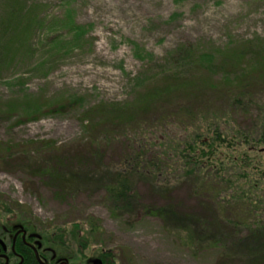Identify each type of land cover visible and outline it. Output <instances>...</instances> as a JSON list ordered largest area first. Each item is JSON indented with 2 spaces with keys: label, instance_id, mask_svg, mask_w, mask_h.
<instances>
[{
  "label": "rangeland",
  "instance_id": "1",
  "mask_svg": "<svg viewBox=\"0 0 264 264\" xmlns=\"http://www.w3.org/2000/svg\"><path fill=\"white\" fill-rule=\"evenodd\" d=\"M23 1L28 3L0 0V108L11 107L10 115L0 116V144L44 141L56 143L66 155L86 152L91 126L101 115L138 105L140 97L168 79L197 76L200 93L215 100L210 112L221 116L227 138L214 145L217 162L209 167L223 169V177L234 181L229 194L245 188L247 197L264 209V144L255 141L264 132V66H259L264 59V0ZM23 8V35L6 30L9 12ZM243 75L252 94L249 115L233 113L215 90L233 87ZM73 101L64 111L48 112ZM186 101L191 102L180 92L168 93L154 101L155 110ZM38 110L42 112L34 118ZM151 111L142 119L143 128H151L147 133L134 126L100 147L105 166L123 167L122 152L137 148L135 139L142 134L150 137L157 131ZM20 119L25 121L18 123ZM202 122L203 138L212 141V127ZM241 131L251 134L247 143ZM183 134L184 129L173 136ZM181 170L169 176L170 203L182 212L208 215L204 207L212 203L192 195ZM250 184L254 187L246 189ZM137 188L144 205L165 201L149 184ZM91 216L105 232L85 237V245L79 240ZM6 217L32 224L74 249L90 246L85 254L112 249L129 264H217L220 256L216 248L186 244L185 232H170L160 218L143 210L131 218L114 217L102 193L88 191L61 200L43 181L0 164V222Z\"/></svg>",
  "mask_w": 264,
  "mask_h": 264
},
{
  "label": "trees",
  "instance_id": "2",
  "mask_svg": "<svg viewBox=\"0 0 264 264\" xmlns=\"http://www.w3.org/2000/svg\"><path fill=\"white\" fill-rule=\"evenodd\" d=\"M22 3L26 5L28 2L22 0ZM24 9L9 12L6 30H12V33L20 32L23 35L20 30L22 19L27 18L21 14ZM28 11L30 13L31 9ZM9 44L8 46L13 45L11 42ZM259 63L262 68L264 59ZM243 78L241 81L237 80L231 88L224 91L217 88L215 90L218 93L222 92L225 97L224 105L228 103L233 113L242 111L244 115H249L247 105L252 99V94L247 83L248 78L245 75ZM199 80L197 76L179 81L168 79L147 92L143 98L140 97L138 105L126 106L124 111L116 110L101 115L96 125L91 126L94 133L88 136L90 150L87 148L86 152L66 155L59 151L56 143L44 141L0 144V164L14 166L43 181L61 200L88 191L102 193V199L114 217L131 218L143 210L146 215L160 218L170 232H185L186 244L218 249L220 256L217 264H264V209L256 206V202L247 197L243 190L245 188L237 190L235 194H229L227 187L231 190L234 181L223 177V169L215 172L209 167L217 162L216 159H212L215 154L214 145L226 142L227 138L220 128L221 116L210 112L215 100L203 97L200 93L202 87L197 84ZM178 92L188 97L191 102L186 101L179 105L164 106V109L159 111L155 110V100H160L168 93ZM197 96L201 97V101ZM73 104L74 101L54 105L48 112L59 113ZM2 108L0 116L11 114V107H7L6 110ZM152 109L155 112L154 128L157 131L153 130L150 137L144 134L138 136L139 138L135 139L137 148L129 147L122 152L119 161L123 167L113 169L105 166L104 154L100 147L118 139V133H128L129 128L134 126L143 128L146 123L142 119L147 118ZM41 112L40 110L35 112L34 118L39 117ZM24 121L20 119L18 123ZM201 121L212 127L213 139L209 141L210 143L200 132ZM146 127L143 128L144 133L150 128ZM183 129L184 134L181 138L173 136L174 131ZM191 129L193 132H189ZM162 130L165 131L163 138L160 137ZM241 132L239 134L244 139L243 143H247L251 134L248 131ZM255 141L264 144V132ZM181 169L185 170L182 178L191 182L192 195L197 200L212 203L211 206L207 204L204 207L208 215L182 212L177 205L170 203L169 176L174 172L179 174ZM139 183L156 188L157 194L165 201L161 204L144 205L137 188ZM252 187L254 186L250 184L246 189ZM104 232L100 220L91 216L88 230L79 241L87 245L85 237L95 239ZM77 234L79 232L75 235ZM53 240L65 244V241L58 240V237Z\"/></svg>",
  "mask_w": 264,
  "mask_h": 264
},
{
  "label": "flooded vegetation",
  "instance_id": "3",
  "mask_svg": "<svg viewBox=\"0 0 264 264\" xmlns=\"http://www.w3.org/2000/svg\"><path fill=\"white\" fill-rule=\"evenodd\" d=\"M72 247L55 242L25 221L6 217L0 222V264H129L112 249L85 254L90 246Z\"/></svg>",
  "mask_w": 264,
  "mask_h": 264
}]
</instances>
